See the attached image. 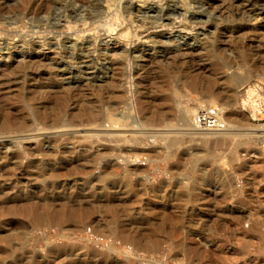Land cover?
<instances>
[{
  "label": "rangeland",
  "instance_id": "1",
  "mask_svg": "<svg viewBox=\"0 0 264 264\" xmlns=\"http://www.w3.org/2000/svg\"><path fill=\"white\" fill-rule=\"evenodd\" d=\"M261 134L264 0H0V264H264Z\"/></svg>",
  "mask_w": 264,
  "mask_h": 264
},
{
  "label": "bare ground",
  "instance_id": "2",
  "mask_svg": "<svg viewBox=\"0 0 264 264\" xmlns=\"http://www.w3.org/2000/svg\"><path fill=\"white\" fill-rule=\"evenodd\" d=\"M111 20H112V18H107V19H105V20H103L100 24H97V26H96V28H104V27H108L110 24H111ZM113 21V20H112ZM115 21V20H114ZM111 27V26H110ZM94 28V27H93ZM24 61V60H23ZM250 78V76H248V77H246V78H241V79H239L238 77H230L229 79H228V82L229 83H234V85L235 84H237V83H239V82H242V81H245V80H248ZM195 82V81H194ZM212 92V91H211ZM215 93V92H214ZM228 93H229V90H227V91H225V94L227 95V96H229L228 95ZM214 94H213V92L212 93H210L209 94V97H212ZM208 96V95H207ZM215 97V96H214ZM202 103H206V101H199V100H197V101H195V102H193V103H188L187 105H185V106H183V107H181V114H180V117H181V120H182V122H183V124L184 125H186V126H189V128H187V129H183L182 131H184V133H186V134H189L190 135V137L191 136H195V137H197V136H203V137H209V136H213L214 137V135H228V136H231V137H235V136H239V138L241 139V138H254V137H256V135H257V132H259V130H257V127L258 126H256L254 123H250V125H248V127L246 126V128H239V127H237L236 125H232V124H229V122H228V126H229V129H228V131L227 132H224V133H200V132H196V131H194V129H193V127H192V129L190 128L191 126H192V120H193V117H194V113H195V110L196 109H198V108H196V107H201L202 106ZM214 106H216V105H214ZM217 108H219L218 106H216ZM200 109V108H199ZM223 108H219V110L223 113V110H222ZM224 109H226V107H224ZM226 111V110H225ZM223 116V119L224 120H226L225 118H224V115H222ZM235 119H238V117L237 118H235ZM236 121V120H235ZM181 122V123H182ZM227 122V121H226ZM243 123H245V122H243ZM238 124V123H237ZM242 124V123H241ZM244 125V124H243ZM185 126V127H186ZM86 130V129H85ZM99 130V129H98ZM97 130V131H98ZM105 130V129H104ZM173 130V129H172ZM232 130V131H231ZM44 131V130H43ZM48 131V130H47ZM161 131V130H160ZM261 132L263 131V130H260ZM41 132V131H40ZM159 132V131H158ZM181 132V131H180ZM180 132H178V133H180ZM45 133V132H44ZM47 133V132H46ZM56 133H58V132H56ZM60 133V132H59ZM79 133V132H78ZM102 133H108V131H103ZM110 133V132H109ZM121 133H123L122 131H118V132H115L114 131V134H121ZM36 134V133H35ZM183 134V133H182ZM41 135H42V133H41ZM101 135V134H100ZM103 135V134H102ZM111 135V134H110ZM197 135V136H196ZM105 136V135H104ZM188 136V135H187ZM227 136V137H228ZM259 136H262V137H264V134H261V135H259ZM48 137H50V135L48 136ZM101 137H103V136H101ZM110 137V136H109ZM202 137V138H203ZM35 138V137H34ZM210 138V137H209ZM230 138V137H229ZM237 138V137H236ZM24 139V138H23ZM28 139V138H27ZM31 139H33V138H31ZM204 139V138H203ZM31 141V140H30ZM244 141V140H243ZM33 142V141H32ZM206 143V142H205ZM28 207H30V206H28ZM26 209H28V208H26ZM31 209H32V207H31ZM35 209V208H34ZM34 209H33V211H34ZM24 210V209H23ZM22 210V211H23ZM29 210V209H28ZM35 212V211H34ZM39 211H37V213H38ZM54 212V211H53ZM32 213V212H31ZM53 214V213H52ZM55 214V213H54ZM51 217V216H50ZM63 217H64V214H63ZM66 217V216H65ZM42 219V218H41ZM67 219V218H66ZM72 219H70V221H71ZM42 222V221H41ZM111 232V231H110ZM131 241V240H130ZM129 241V242H130Z\"/></svg>",
  "mask_w": 264,
  "mask_h": 264
},
{
  "label": "built area",
  "instance_id": "3",
  "mask_svg": "<svg viewBox=\"0 0 264 264\" xmlns=\"http://www.w3.org/2000/svg\"><path fill=\"white\" fill-rule=\"evenodd\" d=\"M223 113L216 106L201 107L193 117L192 127L200 133H224L229 124L223 119Z\"/></svg>",
  "mask_w": 264,
  "mask_h": 264
}]
</instances>
